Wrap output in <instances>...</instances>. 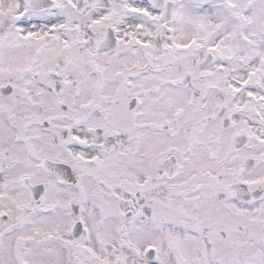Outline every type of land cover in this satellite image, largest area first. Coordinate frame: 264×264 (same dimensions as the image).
Listing matches in <instances>:
<instances>
[{
	"label": "snow or ice",
	"instance_id": "obj_1",
	"mask_svg": "<svg viewBox=\"0 0 264 264\" xmlns=\"http://www.w3.org/2000/svg\"><path fill=\"white\" fill-rule=\"evenodd\" d=\"M0 264H264V0H0Z\"/></svg>",
	"mask_w": 264,
	"mask_h": 264
}]
</instances>
